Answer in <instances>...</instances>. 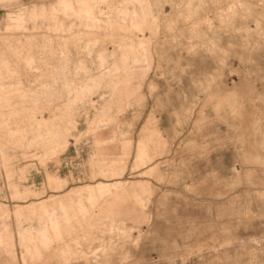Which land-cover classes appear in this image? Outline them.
Masks as SVG:
<instances>
[{"label": "rangeland", "instance_id": "obj_1", "mask_svg": "<svg viewBox=\"0 0 264 264\" xmlns=\"http://www.w3.org/2000/svg\"><path fill=\"white\" fill-rule=\"evenodd\" d=\"M0 264H264V0H0Z\"/></svg>", "mask_w": 264, "mask_h": 264}, {"label": "crops", "instance_id": "obj_2", "mask_svg": "<svg viewBox=\"0 0 264 264\" xmlns=\"http://www.w3.org/2000/svg\"><path fill=\"white\" fill-rule=\"evenodd\" d=\"M54 225L56 226L57 225V223L56 222H54ZM43 233V232H42Z\"/></svg>", "mask_w": 264, "mask_h": 264}]
</instances>
